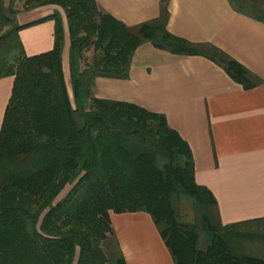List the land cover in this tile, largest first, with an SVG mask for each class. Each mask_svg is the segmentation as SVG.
I'll return each mask as SVG.
<instances>
[{"label":"trees","instance_id":"1","mask_svg":"<svg viewBox=\"0 0 264 264\" xmlns=\"http://www.w3.org/2000/svg\"><path fill=\"white\" fill-rule=\"evenodd\" d=\"M20 1L22 9L62 8L40 18L54 21L51 49L26 53ZM229 1L264 22V0ZM168 18L166 0L156 17L133 25L96 0H0V78L14 77L0 128V264H126L110 211L148 212L175 264H264V241L239 229L264 219L221 222L216 199L194 179L188 143L165 115L94 94L96 77L129 76L144 42L205 55L245 89L261 83L217 45L170 32ZM65 28L72 97L62 66ZM182 193L198 211L194 222L179 217Z\"/></svg>","mask_w":264,"mask_h":264},{"label":"crops","instance_id":"2","mask_svg":"<svg viewBox=\"0 0 264 264\" xmlns=\"http://www.w3.org/2000/svg\"><path fill=\"white\" fill-rule=\"evenodd\" d=\"M114 17L133 25L159 14L162 0H96ZM167 28L190 41L210 42L261 77L245 89L223 67L202 54H177L140 44L129 76H98L97 97L135 103L163 113L188 143L194 179L217 202L223 224L264 219V22L235 10L229 0H166ZM60 9L45 4L16 13L27 54L53 46L54 21L40 19ZM69 75V39L62 49ZM13 76L0 78V128ZM126 264H175L151 215L146 211H110Z\"/></svg>","mask_w":264,"mask_h":264},{"label":"rangeland","instance_id":"3","mask_svg":"<svg viewBox=\"0 0 264 264\" xmlns=\"http://www.w3.org/2000/svg\"><path fill=\"white\" fill-rule=\"evenodd\" d=\"M9 0H5L6 5L8 4ZM18 7H22V1L17 3ZM60 8V7H59ZM62 10V8H60ZM63 12V10H62ZM65 19V17H64ZM85 56H86V61H90L91 57H92V48H90L89 50H87L85 52ZM67 87L69 90V94L72 97V90H71V85H70V80H69V75L67 77ZM69 188V186H67V188L65 189L64 192L67 191V189ZM177 209H178V213H179V217L182 221L184 222H194L196 221L197 217H198V211L195 208L194 202L192 201V199L187 196L186 194H181L179 199H178V203H177ZM197 231H198V245L200 246H204L205 245V234L204 232L200 229V227H197ZM239 229H246L249 231H252L251 233L253 235H251L250 239L252 240H262L264 241V222H257V223H252L246 226H241ZM257 231V232H256ZM240 247L241 248V241H239ZM242 250V249H241Z\"/></svg>","mask_w":264,"mask_h":264}]
</instances>
